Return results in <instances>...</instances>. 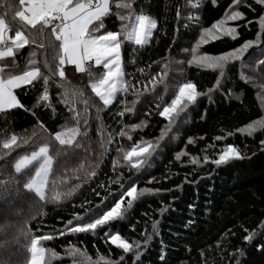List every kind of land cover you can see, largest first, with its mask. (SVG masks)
<instances>
[{
	"label": "trees",
	"instance_id": "trees-1",
	"mask_svg": "<svg viewBox=\"0 0 264 264\" xmlns=\"http://www.w3.org/2000/svg\"><path fill=\"white\" fill-rule=\"evenodd\" d=\"M233 4L234 0H216L215 5L212 0H200V7L193 8L189 0H135L133 7L137 12L155 18L158 26L143 48L126 44L122 49L126 79L143 92L134 111L124 116L117 115L124 107L120 103L97 112V107L102 106L87 87V73H78L74 65H66L70 90L71 86L83 89L84 98L90 101L87 111L83 102L72 105L81 113L80 128L86 133L77 137L80 147L74 149L75 154L73 148H62L53 139L57 131L76 124L69 105L62 102L64 89L59 87V79L54 78L48 86L52 107L36 106L42 92L40 82L35 87L15 90L24 107L0 113V137L12 133L32 137L35 132V143L0 159V179L15 175L13 162L17 154L23 155L47 142L55 158L50 182H57L55 190L60 193L75 191L57 202H41L22 187L23 180L0 190V257L10 264H26L30 258L25 248L28 241L20 237L17 243L13 237L19 236L21 230L30 229L33 235L54 237L44 242L45 247L58 253L53 264H73L74 259L76 264H90L85 256L69 257L65 250L70 247L85 252L92 264L100 255L114 264L117 261L119 264H264V131L252 135L239 131L264 117L258 99L264 95L259 87L264 83L252 81L245 72L250 59L261 57L264 49V32L258 23L264 15V5L255 0H242L235 8ZM232 10H239L245 16L244 20L234 22L239 25L237 39L221 37L202 45L201 52L226 54L258 37L260 44L250 48L235 64L231 63V70L222 77L215 70L190 66L187 61L201 32ZM4 11L0 8V15ZM113 11H116L114 7ZM104 23L108 30H119L120 21L115 15L105 18ZM33 48L25 47L17 54L20 65L17 72L23 70ZM3 64H12V59H6ZM165 65L168 76L164 83L158 84L155 91H143L142 86L165 71ZM258 67L262 69L264 64L259 63ZM187 81L195 83L197 90L206 95L198 97L165 138L159 140L168 121L158 112L170 103L173 82ZM119 98L137 100L131 93L121 94ZM133 125L142 127L132 131ZM121 130L132 139L119 135ZM189 140L193 142L188 143ZM143 141L159 146L137 171L123 161L121 149L127 151ZM228 145L237 147L243 158L219 166L213 163ZM57 152L60 154L56 155ZM179 153L187 155L177 160ZM193 158L198 163H193ZM92 171L95 176L88 175ZM132 184L139 189L159 191L140 197L123 220L95 233L60 235L69 220L73 225L68 227L87 221L97 206L104 207ZM77 214L84 221H76ZM156 222L154 230L152 225ZM106 231L118 232L129 242L139 241L136 251L140 259L135 260V252L125 254L112 245L104 235ZM249 232L255 233L251 241L245 239ZM121 256H124L122 261Z\"/></svg>",
	"mask_w": 264,
	"mask_h": 264
},
{
	"label": "snow or ice",
	"instance_id": "snow-or-ice-1",
	"mask_svg": "<svg viewBox=\"0 0 264 264\" xmlns=\"http://www.w3.org/2000/svg\"><path fill=\"white\" fill-rule=\"evenodd\" d=\"M255 2L264 5V0H255ZM134 3L135 0H4V3L0 4V8L5 9L4 13L0 15V113L23 108L24 105L20 103L15 90L25 86L35 87L36 82L42 84V92L37 99L36 106L52 107L48 86L50 81L58 78L59 87L64 89L61 93L62 102L69 105L68 110L74 113L73 119L76 124L73 127H65L57 131L53 139L62 148L63 146L73 148V154H75L74 149L80 147L77 137L86 135V133L81 132V113L72 105L83 102L85 111H87L90 101L84 98L83 89L71 86L70 90V81H67L66 78V65H74L75 71L78 73H87L89 77L87 87L98 98L102 106L97 107V112L109 109L116 103L124 105L123 110L117 113L119 116L134 111L138 98L143 95V92L126 79L127 73L122 49L126 44L143 48L150 42L154 30L158 26V21L155 18L142 11L137 12L133 7ZM189 3L193 8L200 7V0H189ZM212 3L215 5L216 0H212ZM241 3L242 0H234L233 8ZM113 7L116 9L115 12ZM110 15H115L120 21L118 31L107 29L104 20ZM179 15L177 12V16ZM189 18L194 19L195 17L190 16ZM244 19L245 16L242 12L232 10L226 13L223 19L205 28L191 49V59L187 63L200 68L219 69V75L222 77L227 65L241 60L250 48L260 44L259 37L255 41H247L235 50L221 55L202 53L201 46L224 36L233 40L237 39L239 25L234 22ZM258 23L261 32H264V15L259 17ZM33 46L23 70L17 72L16 69L20 68L16 61L17 54L21 49ZM261 55H264V49L261 50ZM39 56H43L44 59L40 60ZM8 58L12 59V64H3V61ZM131 62L135 63V60ZM259 63L264 64V60H260ZM94 68L100 69V71H93ZM166 69L167 65H165V71L151 77L142 86L143 91H155L158 84L164 83L168 76ZM242 78L247 79L246 77ZM218 85L219 80H217ZM173 87L170 103L163 106L162 110L158 112L168 121L159 140L165 138L181 114L186 112L190 105L195 104L198 97L206 95V93L198 91L196 84L191 81L173 82ZM259 87L264 93V84ZM129 93L137 97V100L128 101L119 98L121 94ZM258 99L264 108V95L259 96ZM38 126L43 127L40 122H38ZM141 127L142 125H133L131 130L135 131ZM258 130L264 131V117L239 129L240 132L248 135H252ZM119 135L127 136L129 140L132 139L131 135L124 130H121ZM35 136L34 132L32 137H22L16 133L0 137V159L12 156L18 149L34 144ZM192 142V140L188 141V143ZM158 146V143L143 141L127 151L121 149L122 159L132 169L139 171L147 164L148 159ZM59 154L60 152L56 153V155ZM183 155H187V153H179L176 159L179 160ZM241 158L243 157L238 148L228 145L213 163L219 166L230 160ZM54 159L51 146L47 142L23 155L17 154L13 162L15 175L9 174L7 180L0 179V190L11 184H20L23 180L22 187L27 192L34 194L41 202H57L71 196L75 189L60 193L55 190L57 182H50ZM204 159L207 162L208 158ZM192 162L198 163V160L193 158ZM116 164L119 165V161ZM82 168L83 166H81ZM95 174V171L88 173L90 176H95ZM154 191H159V189H139L138 186L132 184L118 197H113V200L104 204V207L97 206V210L93 211L87 221L77 214L74 219L84 222L68 227L73 225V221L69 220L65 231H61L60 235L95 233L112 222L123 220L125 214L133 207L134 202L144 195L154 194ZM157 224L158 222L152 225L154 230ZM104 235L117 249H121L125 254L135 252V260L140 259V253L136 251L140 247L139 241L129 242L118 232L110 234L109 231H106ZM254 235V232H249L245 239L251 241ZM20 237H24L28 241L25 248L30 254V258L26 264H53L58 258V253L55 250L44 246L45 241L54 238L52 235H33L29 229L21 230L19 236H15L13 239L19 243ZM65 251L69 257L85 256L92 264L91 258L87 257L85 252L79 248L70 247ZM119 260H124V256H121ZM0 264H10V262L0 257ZM73 264H76L75 259ZM94 264H114V262L100 255ZM115 264H119V261Z\"/></svg>",
	"mask_w": 264,
	"mask_h": 264
},
{
	"label": "rangeland",
	"instance_id": "rangeland-1",
	"mask_svg": "<svg viewBox=\"0 0 264 264\" xmlns=\"http://www.w3.org/2000/svg\"><path fill=\"white\" fill-rule=\"evenodd\" d=\"M154 32H155V30H154ZM154 34V33H153ZM250 50V49H249ZM248 50V51H249ZM247 53L248 52H246L244 55H243V57L244 56H246L247 55ZM242 57V58H243ZM262 57V58H261ZM257 56V57H255V58H251L250 59V63L248 64V65H246L245 66V68H246V70H245V72H247V74H248V76H250V79L252 80V81H255V82H257V83H264V68H262V69H260L259 67H258V65H259V61L261 60V59H263L264 58V55H262V56ZM233 64H235L236 63V61H234V62H232ZM231 64V63H230ZM229 64V65H230ZM229 65H227L226 66V68H225V70H224V74H227V72H229V70H231V67L229 66ZM216 72H218L219 73V69H217V70H215ZM264 109V108H263Z\"/></svg>",
	"mask_w": 264,
	"mask_h": 264
}]
</instances>
